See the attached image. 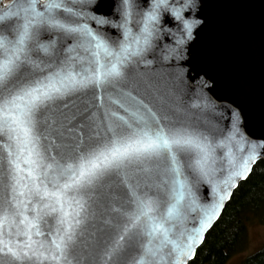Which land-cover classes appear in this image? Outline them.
Here are the masks:
<instances>
[{
    "label": "snow or ice",
    "instance_id": "obj_1",
    "mask_svg": "<svg viewBox=\"0 0 264 264\" xmlns=\"http://www.w3.org/2000/svg\"><path fill=\"white\" fill-rule=\"evenodd\" d=\"M192 6L193 0H183L175 7L169 0H151L147 11L135 12L138 4L122 0L123 24L118 27L123 29L124 39L115 47L81 22L86 14L77 10L72 0L44 3L40 5L42 10H37V0H22L6 6L15 7V12L0 14V140L8 145L0 155L3 264H66L69 253L77 247L79 230L89 226V209L99 208L100 200L109 197L119 207L109 208L112 219L104 221L96 250L87 254V260L123 264L125 252L133 249L141 236L150 241L159 237L161 247L171 249L172 264H186L194 256V246L203 242L202 233L218 215L219 201L227 199V193H218L217 202L209 206L198 205L184 170L201 182L212 183L213 140L180 119L176 110L163 102V90L168 88L164 77L136 81V95L127 90L129 66L147 64V55L157 59L153 39L164 31L161 12H167L182 26L183 36L190 38L197 22L185 20L182 12ZM134 14L140 17L135 22V34L127 27ZM87 18L97 25L109 24L107 19L94 15ZM44 33L49 36L48 43L41 42ZM53 36L61 43L71 39L73 44L56 49ZM176 44L179 48L183 40L178 39ZM77 50L84 55H73ZM34 52L44 53L51 62L32 59ZM173 53L175 49L169 55ZM167 59L168 55L159 57L160 61ZM102 92L120 111H104L100 122L89 104L74 105V110L66 114L69 101L77 94L91 95L99 107ZM149 97L159 103L158 111L144 102ZM238 121L239 115L234 113L229 140L239 134ZM50 135L60 143L50 140ZM257 156L254 151L244 156L238 170L221 182L224 187H235L236 177L245 178L249 163ZM46 159L51 163L46 164ZM230 167L236 165L230 163ZM41 169L45 177L52 170L51 182L56 191L49 193L43 183L35 184ZM24 170L33 181L31 191L51 202L47 207L56 213L60 226L47 253L33 246L32 235H40L38 230L32 231L38 217L29 220L23 202L15 200L16 195L24 194L20 184ZM133 177L145 179L132 182ZM191 211L198 219L193 220L197 226L189 229L185 225ZM14 216L20 217L27 243L4 240V225L11 224ZM139 251L142 264H157V249L146 244ZM74 259L80 264L83 257Z\"/></svg>",
    "mask_w": 264,
    "mask_h": 264
},
{
    "label": "water",
    "instance_id": "obj_2",
    "mask_svg": "<svg viewBox=\"0 0 264 264\" xmlns=\"http://www.w3.org/2000/svg\"><path fill=\"white\" fill-rule=\"evenodd\" d=\"M22 0H0V14H10L15 12V7H6L21 3ZM56 0H37V10H42L40 5ZM76 4L77 10L83 11L86 16L82 23H87L90 30L107 39L111 47H115L123 41V29L118 27L123 24L121 16L122 0H72ZM83 2V8L80 7ZM139 5L135 12L147 11L151 0H133ZM171 6L175 7L183 0H169ZM107 19L109 24L97 25L89 16ZM185 20L196 21L192 27L190 38H185L182 26L175 21L167 12L160 14V26L164 31L159 32L153 39L156 46L157 59L152 55H147L146 63L133 64L128 68L129 87L133 95H136V81L164 77L168 82V88L163 90L162 100L170 107L174 108L180 119L186 123L197 127L210 140H213V152L210 166L215 169L212 183L201 182L195 174H190L184 170V178L195 194L196 202L201 206H209L216 203L218 193H227V199L219 201L221 207L218 215L210 221L203 233V241L208 231L217 222L222 214L226 203L230 200L234 190L239 183L245 180L252 171L253 166L264 160V0H193V6L182 12ZM140 19L133 15L129 19L127 27L132 33H138L135 22ZM56 49L71 47V39H60L53 36ZM183 40L182 46L177 47L176 41ZM47 33L41 34V42L48 43ZM172 49L176 53L169 55ZM52 51V49H50ZM73 55H84L77 50ZM168 55V59L160 61L159 57ZM32 59L51 62L44 53H33ZM76 64L75 61H73ZM79 70V65H76ZM179 73V78H177ZM100 106L92 99L91 95L77 94L71 101L66 114L73 111V106H83L89 104L93 106V111L100 122L104 111H120L116 105L109 103L107 97L102 92ZM160 95V94H158ZM139 98V97H138ZM154 111H158L159 103L150 97L144 100ZM236 113L239 115V134L228 139L232 127V117ZM123 115V113L121 112ZM55 126V125H54ZM50 140L60 143L55 135L49 136ZM255 146L254 148L252 146ZM8 147L5 141L0 140V155L4 148ZM252 151L258 153L254 162L249 163V171L246 177L234 179L235 187L229 185L224 187L222 181L226 180L232 171L238 170V166L244 156ZM56 156V152H52ZM57 160L59 157L57 156ZM45 163H51L45 160ZM230 163L236 167H230ZM22 169L27 166L21 165ZM223 169V173H221ZM41 175L35 180V184L47 188L48 192L56 191L53 186L51 169L45 177L43 169ZM21 190L23 195H16V201H22L25 209L24 215L31 220L37 216L36 230L40 235H32L33 245L37 251L47 253L51 250L53 237L58 235L60 226L56 223V213L49 211L47 207L51 202L37 197L32 191L33 181L30 180L26 170L21 172ZM143 177H133L132 182L141 181ZM154 179L157 180L158 178ZM63 183V181H60ZM215 186V187H214ZM116 195V193H112ZM4 196L0 192V197ZM95 198V197H94ZM187 201H185V204ZM110 207H119L117 201L110 197L100 200L99 208L92 207L89 226L81 228L77 235V247L69 253L66 264H77L74 257H83L80 264H113L112 261L87 260V254L95 249L96 239L100 236L101 230L105 229L104 221H111L112 215ZM35 208V212L33 211ZM70 211V210H69ZM11 216L12 209L9 207ZM194 218L198 219L197 213L191 211L187 215L188 223L185 227L191 229L197 225L193 223ZM11 224L4 225V240L13 243H27L23 236L24 228L20 225V217H12ZM159 237L149 240L141 236L131 250H127L123 256V264H142L141 246L148 244L153 249L158 250L157 264H172L170 257L171 249L161 247ZM203 243V242H202ZM202 243L194 246V253ZM43 246L42 248L40 246ZM194 254V256H195ZM186 260V264L194 258ZM0 264H3L0 261ZM45 264V262H41ZM65 264V262H62Z\"/></svg>",
    "mask_w": 264,
    "mask_h": 264
},
{
    "label": "trees",
    "instance_id": "obj_3",
    "mask_svg": "<svg viewBox=\"0 0 264 264\" xmlns=\"http://www.w3.org/2000/svg\"><path fill=\"white\" fill-rule=\"evenodd\" d=\"M263 207L264 160H259L249 176L234 190L219 219L188 264H226L243 247L247 224L257 218ZM241 264H264V245L245 257Z\"/></svg>",
    "mask_w": 264,
    "mask_h": 264
},
{
    "label": "rangeland",
    "instance_id": "obj_4",
    "mask_svg": "<svg viewBox=\"0 0 264 264\" xmlns=\"http://www.w3.org/2000/svg\"><path fill=\"white\" fill-rule=\"evenodd\" d=\"M263 245L264 207L259 211L255 220L252 219L249 221L247 224V236L243 247L237 253L232 255L226 264H241L245 257L259 250Z\"/></svg>",
    "mask_w": 264,
    "mask_h": 264
}]
</instances>
